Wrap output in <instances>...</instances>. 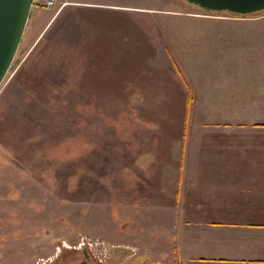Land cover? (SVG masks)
Segmentation results:
<instances>
[{
    "label": "rangeland",
    "instance_id": "374dc122",
    "mask_svg": "<svg viewBox=\"0 0 264 264\" xmlns=\"http://www.w3.org/2000/svg\"><path fill=\"white\" fill-rule=\"evenodd\" d=\"M97 6L130 12L109 16ZM107 23L145 25L151 44L156 26L168 25L178 50L168 72L135 63L126 39L109 48L92 41L93 26ZM169 72L172 91L193 100L235 97L212 117L261 121L264 107L250 111L264 93V11L214 13L184 0H36L0 88V264H79L84 248L97 264H175L164 233L157 238L152 222L137 223L126 209L127 200L149 195L138 155L152 150L155 133L143 128L183 120L137 112L153 101L157 74Z\"/></svg>",
    "mask_w": 264,
    "mask_h": 264
},
{
    "label": "crops",
    "instance_id": "0c3cea01",
    "mask_svg": "<svg viewBox=\"0 0 264 264\" xmlns=\"http://www.w3.org/2000/svg\"><path fill=\"white\" fill-rule=\"evenodd\" d=\"M99 7L109 16H128L130 12L126 7L95 8ZM122 8L126 11L111 10ZM146 27L97 25L91 30V40L101 39L106 45L126 39L133 46L128 54L135 63L149 60L167 71L170 55H178L169 37L171 28L156 26L158 34L151 44L148 35L142 34ZM156 32L149 27V33ZM162 75L164 78L157 74L152 86L155 92L148 95L153 101L137 112L184 116L177 123L150 121L155 123L153 128L141 126L155 133L150 138L152 150L138 155L149 195L137 202L126 201L128 217L137 223L152 222L150 233L157 238L164 233L175 264H264V119L212 117L211 111L223 112L235 97L214 98L208 93L196 101L187 90L172 91L177 85L169 84L175 82L170 72ZM256 94L261 100L252 103L253 114L264 107V93ZM195 113L207 115L194 120L189 114Z\"/></svg>",
    "mask_w": 264,
    "mask_h": 264
},
{
    "label": "water",
    "instance_id": "95a60500",
    "mask_svg": "<svg viewBox=\"0 0 264 264\" xmlns=\"http://www.w3.org/2000/svg\"><path fill=\"white\" fill-rule=\"evenodd\" d=\"M207 12L249 16L264 11V0H184ZM34 0H0V88L15 60Z\"/></svg>",
    "mask_w": 264,
    "mask_h": 264
},
{
    "label": "flooded vegetation",
    "instance_id": "af4514ba",
    "mask_svg": "<svg viewBox=\"0 0 264 264\" xmlns=\"http://www.w3.org/2000/svg\"><path fill=\"white\" fill-rule=\"evenodd\" d=\"M84 262L80 263L79 264H97L95 261L96 257H94L92 254H90L86 248H84ZM67 263V262H66ZM70 264V263H69ZM72 264V262H71Z\"/></svg>",
    "mask_w": 264,
    "mask_h": 264
},
{
    "label": "built area",
    "instance_id": "2783aa9c",
    "mask_svg": "<svg viewBox=\"0 0 264 264\" xmlns=\"http://www.w3.org/2000/svg\"><path fill=\"white\" fill-rule=\"evenodd\" d=\"M52 5H53V2L50 1V2L47 3L46 7H51Z\"/></svg>",
    "mask_w": 264,
    "mask_h": 264
}]
</instances>
